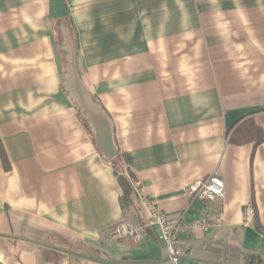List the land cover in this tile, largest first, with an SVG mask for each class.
Returning a JSON list of instances; mask_svg holds the SVG:
<instances>
[{"label":"crops","instance_id":"1","mask_svg":"<svg viewBox=\"0 0 264 264\" xmlns=\"http://www.w3.org/2000/svg\"><path fill=\"white\" fill-rule=\"evenodd\" d=\"M65 2L134 176L128 219L146 223L145 195L215 223L176 239L184 264H264V0ZM59 23L50 0H0V264H169L157 227L138 243L109 233L122 188L63 90ZM212 174L223 195L193 198Z\"/></svg>","mask_w":264,"mask_h":264},{"label":"water","instance_id":"2","mask_svg":"<svg viewBox=\"0 0 264 264\" xmlns=\"http://www.w3.org/2000/svg\"><path fill=\"white\" fill-rule=\"evenodd\" d=\"M65 0H50L52 17L60 20L61 46L64 54L63 90L79 111L85 116L99 154L110 160L119 152L115 135V125L105 107L93 97L80 76L77 61V47L70 25L65 22L68 16Z\"/></svg>","mask_w":264,"mask_h":264},{"label":"built area","instance_id":"3","mask_svg":"<svg viewBox=\"0 0 264 264\" xmlns=\"http://www.w3.org/2000/svg\"><path fill=\"white\" fill-rule=\"evenodd\" d=\"M223 188H225L224 180L220 176L212 174L194 183L189 190L193 198L213 201L223 195ZM140 202L146 211V223L137 224L130 221H121L115 224L109 233L113 237L138 243L143 238L146 227H157L160 241L166 247L169 264H184L182 251L174 243L181 234L194 233L198 229L205 230L215 224L208 220H195L194 222L183 217L169 219L166 213L152 205L145 195H140ZM252 213L253 208L247 207L245 210V220L247 222L251 221Z\"/></svg>","mask_w":264,"mask_h":264},{"label":"trees","instance_id":"4","mask_svg":"<svg viewBox=\"0 0 264 264\" xmlns=\"http://www.w3.org/2000/svg\"><path fill=\"white\" fill-rule=\"evenodd\" d=\"M65 22L71 26L69 15L65 17ZM86 123L88 125V122L86 120ZM127 157L122 156L120 153H118L115 157L109 160V162L112 164V167H114L116 177L122 188V194H121V205L123 208V211L125 213V218L123 221H131V219H128L129 215L132 211H139L140 209V203L137 197L135 196V193L133 192V187L131 183V178L134 177L132 174V171L130 170L129 166H127Z\"/></svg>","mask_w":264,"mask_h":264},{"label":"rangeland","instance_id":"5","mask_svg":"<svg viewBox=\"0 0 264 264\" xmlns=\"http://www.w3.org/2000/svg\"><path fill=\"white\" fill-rule=\"evenodd\" d=\"M97 264H100V262H97ZM101 264H105L104 262H102Z\"/></svg>","mask_w":264,"mask_h":264}]
</instances>
